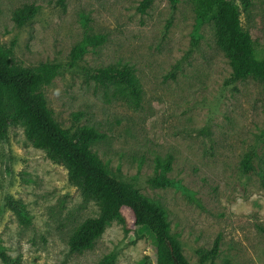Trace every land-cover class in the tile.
Returning <instances> with one entry per match:
<instances>
[{
	"label": "rangeland",
	"instance_id": "1",
	"mask_svg": "<svg viewBox=\"0 0 264 264\" xmlns=\"http://www.w3.org/2000/svg\"><path fill=\"white\" fill-rule=\"evenodd\" d=\"M141 0H0V45L17 65H66L85 35L107 41L78 65L65 68L44 88L48 107L64 129L96 130L92 149L117 178L132 182L158 201L191 264L197 251L221 235V253L206 264H264V89L253 79L230 82L231 67L217 46L212 25H200L190 0L172 10L156 0L146 14ZM241 11L259 57L264 56V0ZM36 5L31 23L19 26L15 12ZM112 63L131 65L144 90L140 109H131L96 85L87 71ZM255 150L256 172L241 161ZM173 156L167 175L175 187L154 189L148 181ZM21 200L31 217L19 222L7 199ZM95 201L70 185L67 169L32 145L21 126L0 142V244L20 264H97L114 253L115 264H156L152 238L133 225L112 223L92 249L69 253V239L99 214ZM0 264H4L0 259Z\"/></svg>",
	"mask_w": 264,
	"mask_h": 264
},
{
	"label": "trees",
	"instance_id": "2",
	"mask_svg": "<svg viewBox=\"0 0 264 264\" xmlns=\"http://www.w3.org/2000/svg\"><path fill=\"white\" fill-rule=\"evenodd\" d=\"M156 0H141L138 11L148 13ZM195 18L200 25H212L217 46L224 52L231 67L230 82L258 81L264 89V56L259 57L249 32L241 21L240 7L235 0H190ZM181 0H169L176 10ZM245 9L252 0H242ZM38 13L36 5H25L14 14L19 26L31 23ZM107 41L104 35H85L76 44L66 65L44 62L35 68L17 65L12 50L0 45V142L8 139L10 128L21 126L27 140L45 151L54 162L68 171L70 185L81 190L84 198L99 206L96 217L85 220L69 239V253L82 254L92 249L106 229L114 222L129 232L124 209L132 213L133 225L151 235V253L156 264H191L183 253L181 242L172 234L171 222L165 209L156 200L143 195L132 182L114 176L92 146L102 136L94 129L78 127L75 131L62 128L48 107L44 88L72 69L84 58L89 47H99ZM87 77L96 85L111 92L112 98L131 109H140L144 97L141 81L134 68L125 63H112L87 71ZM255 150L248 151L242 161L245 173L257 171ZM173 156L160 158L161 170L148 183L154 189L175 187L167 174L172 170ZM7 207L14 211L23 225L31 224L26 205L21 200L7 199ZM219 235L211 248L199 249L201 264L214 262L221 253ZM0 259L4 264H20L0 244ZM116 255L107 254L97 264H115Z\"/></svg>",
	"mask_w": 264,
	"mask_h": 264
}]
</instances>
